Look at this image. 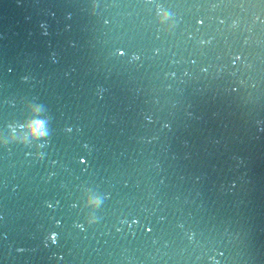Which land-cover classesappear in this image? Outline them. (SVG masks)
<instances>
[{
  "label": "water",
  "instance_id": "water-1",
  "mask_svg": "<svg viewBox=\"0 0 264 264\" xmlns=\"http://www.w3.org/2000/svg\"><path fill=\"white\" fill-rule=\"evenodd\" d=\"M0 264H264V0H0Z\"/></svg>",
  "mask_w": 264,
  "mask_h": 264
},
{
  "label": "clouds",
  "instance_id": "clouds-1",
  "mask_svg": "<svg viewBox=\"0 0 264 264\" xmlns=\"http://www.w3.org/2000/svg\"><path fill=\"white\" fill-rule=\"evenodd\" d=\"M29 127L31 128V135H33L34 137H41L44 135V133L40 131V129L43 127L42 122H35L31 124Z\"/></svg>",
  "mask_w": 264,
  "mask_h": 264
}]
</instances>
